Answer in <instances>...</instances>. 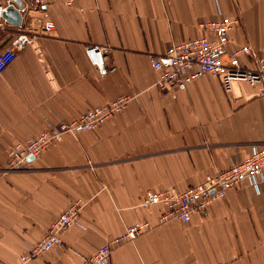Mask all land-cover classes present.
<instances>
[{"label": "crops", "instance_id": "crops-1", "mask_svg": "<svg viewBox=\"0 0 264 264\" xmlns=\"http://www.w3.org/2000/svg\"><path fill=\"white\" fill-rule=\"evenodd\" d=\"M218 8L238 18L234 48L249 45L250 68L264 57V0H54L0 27V52L29 27L54 30L17 52L0 77V264H23L29 245L81 203L63 246L26 264H81L136 223L152 228L117 248L109 264H264V181L245 183L189 223H159L148 192L185 191L264 146V98L238 82L227 94L206 74L186 89L161 91L152 56L209 36L199 24ZM9 23V22H8ZM105 50V77L86 54ZM126 98L125 109L93 131L66 135L29 170L8 172V149L49 124Z\"/></svg>", "mask_w": 264, "mask_h": 264}, {"label": "built area", "instance_id": "built-area-1", "mask_svg": "<svg viewBox=\"0 0 264 264\" xmlns=\"http://www.w3.org/2000/svg\"><path fill=\"white\" fill-rule=\"evenodd\" d=\"M0 0V27L8 23L2 15L8 8L14 7L24 17L31 10H38L51 4L54 0ZM239 25L238 18L225 17L218 8L217 18L199 24L202 31L209 36L197 37L193 40L174 43L168 47L165 54L152 56L151 64L159 74L157 87L161 91L171 89H186L193 81L206 74L220 78L224 91L231 94L234 85L238 82L246 83L251 87L259 88V95L264 98V57H259L258 67H248L244 60L253 55L249 45L234 48L230 32ZM14 26V25H13ZM54 30V23L47 21L43 24L40 33L32 28L24 30L10 45L0 52V77L16 59L17 52L32 44L39 36H47ZM86 54L101 77H105L114 69H108L105 62V50L98 47H88ZM128 103L122 98L110 104L91 108L80 118L62 120L57 124H49L39 135L24 142L11 145L8 149L7 164L3 169L8 172H23L29 170L31 160H37L49 148L58 144L66 135L77 136L83 132L93 131L100 125L121 113ZM264 181V146L255 147L247 158H239L231 166L206 176L203 182L178 191L168 188L161 192H148L146 204L148 206H162L166 211L159 219L160 224L171 220L189 223L192 216L206 213L211 204L219 199L226 198L231 189L245 183L256 188ZM83 204L77 203L63 212L50 226L45 236L34 244L29 245L28 252L21 257L23 264L29 263L55 248L64 244L62 235L71 226L80 223ZM149 223H136L125 232L113 239L98 250V252L85 258L81 264H109L114 251L128 242L135 241L139 236L151 230Z\"/></svg>", "mask_w": 264, "mask_h": 264}, {"label": "water", "instance_id": "water-1", "mask_svg": "<svg viewBox=\"0 0 264 264\" xmlns=\"http://www.w3.org/2000/svg\"><path fill=\"white\" fill-rule=\"evenodd\" d=\"M19 8L22 7V4L19 0L16 1ZM2 17L14 26L22 25V15L18 12V10L14 7L8 8L7 12L2 15Z\"/></svg>", "mask_w": 264, "mask_h": 264}]
</instances>
